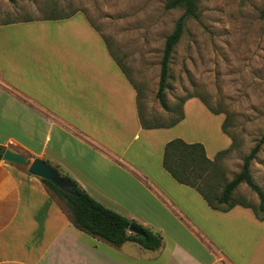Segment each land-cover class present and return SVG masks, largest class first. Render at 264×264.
I'll return each instance as SVG.
<instances>
[{"label":"crops","instance_id":"1","mask_svg":"<svg viewBox=\"0 0 264 264\" xmlns=\"http://www.w3.org/2000/svg\"><path fill=\"white\" fill-rule=\"evenodd\" d=\"M178 124L142 128L134 85L77 12L0 19V145L162 237L155 250L92 237L38 177L0 160V264H264V221L242 206L211 209L162 167L168 141L204 145L176 134Z\"/></svg>","mask_w":264,"mask_h":264},{"label":"rangeland","instance_id":"2","mask_svg":"<svg viewBox=\"0 0 264 264\" xmlns=\"http://www.w3.org/2000/svg\"><path fill=\"white\" fill-rule=\"evenodd\" d=\"M165 2L0 0V19L62 18L75 12L87 18L135 86L138 108L149 123L166 125L183 109L184 120L173 131L203 142L209 159L227 149L228 135L232 136L234 150L220 162L226 181L240 171L242 159L259 143L249 172L264 192V19L260 16L264 0H199L198 19L186 21L170 56L164 90L167 109L155 94L165 38L182 9H166ZM191 96L195 98L187 99L182 107ZM199 98L220 114L208 111ZM223 117L228 135L222 131ZM234 197L255 207L259 203L245 184L236 188Z\"/></svg>","mask_w":264,"mask_h":264},{"label":"trees","instance_id":"3","mask_svg":"<svg viewBox=\"0 0 264 264\" xmlns=\"http://www.w3.org/2000/svg\"><path fill=\"white\" fill-rule=\"evenodd\" d=\"M198 2L199 0H166L165 2L166 9L181 8L182 14L175 22L171 33L165 38L160 61V73L155 97L163 109H167L164 90L168 78L170 56L182 36L186 21L188 19H198ZM260 16L264 19V8L261 10ZM108 51L118 67L128 76L109 48ZM192 97L194 96L185 98L182 102V107L184 102ZM199 100L211 113L220 114L211 109L203 99L199 98ZM137 109L140 124L145 129L170 128L178 124L184 117L183 109H181L177 117L170 123L154 125L144 118L138 105ZM225 123L226 119L222 123V131L227 134ZM228 136L231 138L230 146L218 152L214 159H209L206 156L201 143H186L180 138L172 139L164 146L162 167L178 184L194 189L211 209L227 212L235 206H242L250 208L257 220L264 221V192L254 183L249 172L250 162L259 151L260 144L257 143L242 159L240 171L231 180L226 181L224 169L220 162L227 153L234 150L235 145L232 136ZM4 150L5 148L0 145V160ZM62 176L74 190V194L63 192L47 180H39L48 192L65 204L70 214L71 223L75 228L116 247L125 242H133L146 250H155L161 246L162 237L159 233H154L141 226L139 227L144 232L143 236L128 233V226L132 221L95 201L68 175L62 173ZM240 184H245L256 194L259 201L257 207L234 197V192Z\"/></svg>","mask_w":264,"mask_h":264},{"label":"water","instance_id":"4","mask_svg":"<svg viewBox=\"0 0 264 264\" xmlns=\"http://www.w3.org/2000/svg\"><path fill=\"white\" fill-rule=\"evenodd\" d=\"M1 160L27 168V172L35 177L49 181L52 185L68 194H74V190L65 181L63 176L57 172L51 165L40 159L30 161L23 154L17 152L11 147L5 148ZM128 233L143 236V230L134 222L128 226Z\"/></svg>","mask_w":264,"mask_h":264}]
</instances>
